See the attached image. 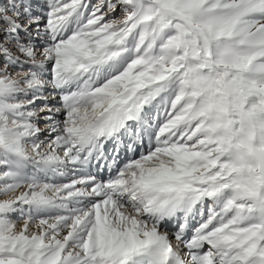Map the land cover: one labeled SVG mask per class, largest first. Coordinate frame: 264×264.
Returning a JSON list of instances; mask_svg holds the SVG:
<instances>
[{
  "label": "snow or ice",
  "instance_id": "6c2138e0",
  "mask_svg": "<svg viewBox=\"0 0 264 264\" xmlns=\"http://www.w3.org/2000/svg\"><path fill=\"white\" fill-rule=\"evenodd\" d=\"M0 264H264V0H0Z\"/></svg>",
  "mask_w": 264,
  "mask_h": 264
}]
</instances>
